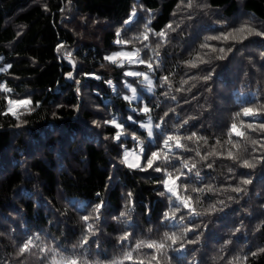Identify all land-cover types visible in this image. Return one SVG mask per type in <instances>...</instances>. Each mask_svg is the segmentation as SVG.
I'll return each instance as SVG.
<instances>
[{
	"label": "trees",
	"instance_id": "1",
	"mask_svg": "<svg viewBox=\"0 0 264 264\" xmlns=\"http://www.w3.org/2000/svg\"><path fill=\"white\" fill-rule=\"evenodd\" d=\"M187 2L0 0V66L11 65L7 72H0V83L11 89L0 91V264H48L38 248L17 256L18 245L37 235L36 244L41 247L59 246L64 255L75 253L89 264H111L134 248L136 241L159 240L164 232L179 234L185 227L195 229L188 238L198 235L199 242L182 251L167 250L171 264H264V252L259 251L264 248V160L257 159L255 168H246L227 158L229 150L241 161L264 156V151H254L259 145L251 142L264 133L241 128L247 136L232 137L238 147L227 142L234 113L244 106L259 107L254 103L257 99L264 101V37L253 34L241 42L247 33H234L236 39L206 41V37L222 36L246 23L264 31V0H193L190 9ZM133 5L136 16L126 25ZM149 20L153 32L169 23L175 29L168 32L167 42L152 32L144 42L150 48L161 44L159 67L153 58L155 71L149 73L153 92L143 88L142 77L125 75L132 68L147 72L146 65L124 60L120 67L105 60L121 49H141L140 59L153 56L139 40L116 43L142 33ZM204 43L209 47L202 48ZM221 55L224 59L218 58ZM209 73L211 79L203 80ZM163 76L171 83L168 96L163 95L168 86L160 87ZM126 85L136 89L138 99H124L133 95ZM8 99H30L32 103L15 106V116L3 114ZM145 105L152 109V137L140 126L148 121V114L140 111ZM161 117L164 123L156 128ZM113 118L122 125L120 141L113 136L121 129L105 123ZM185 119L188 124L178 134L185 137L195 132L206 137L208 144L181 139L186 147H173L171 164H157L176 176L181 158L196 163L200 178L193 170L175 187L178 195L192 197V206L201 214L190 217L181 205L176 220L168 221L163 220V213L170 211L169 197L173 208L179 202L171 193L160 195L165 191L164 172L132 169L121 161L126 151L132 153L130 163L141 156V148L144 154L157 151L164 139L161 133H175ZM242 119L252 122L249 117ZM261 121L264 115L254 127ZM217 140L221 143L216 144ZM214 146L222 155L202 161L195 154L199 149L204 155ZM139 162L144 167V159ZM243 179L252 182L244 185ZM209 186L213 191H192ZM235 187L244 190L232 191ZM101 201L104 207L99 220L89 221L95 235L89 236L83 248L74 247L85 235L82 216L92 213ZM211 204L217 210L208 213ZM121 212L127 216L120 217ZM125 232L131 236L121 245L119 238ZM226 241L231 243L226 245ZM153 252L142 247L133 252V260L149 264ZM161 264H169L166 257Z\"/></svg>",
	"mask_w": 264,
	"mask_h": 264
},
{
	"label": "snow or ice",
	"instance_id": "2",
	"mask_svg": "<svg viewBox=\"0 0 264 264\" xmlns=\"http://www.w3.org/2000/svg\"><path fill=\"white\" fill-rule=\"evenodd\" d=\"M69 2H70V0H69ZM181 3H184V0H181ZM185 6L189 9L192 8L193 7V0H188L187 4ZM61 11H63V9H61ZM173 15H175V13H173ZM135 16H136V6L133 5V8H132L131 13L129 15V18L126 19L124 21V23L126 25L131 23L132 20L135 18ZM150 23H151V20H149L144 25V31L142 33H140L139 35L133 37L130 40L117 39L116 43L117 44H129L132 42V40H139L144 45L145 48H150L149 44H144L145 41L149 40V35H148L149 32H152V34L155 36H159L161 38L162 42H167L168 32L169 31H175L172 24L169 23L161 31L153 32L152 29L149 27ZM177 27H179V25H177ZM234 33H239V34L247 33V35H242L241 42L243 39H247L249 35H253V34L256 36L264 37V31L257 30L255 28H253L251 25L246 23V24L241 25L239 28L234 29L232 32H229V33L224 34L222 36L206 37V41L207 40H220V39L227 41L229 38L236 39V36L234 35ZM116 35H117V37L120 36L119 30L117 31ZM159 47H161L160 43H158L156 45V48H150L151 52L153 53V56L149 57L147 60L139 58V53H140L141 49H134L133 51H119V52L113 53L112 55L106 56L105 60L109 61L112 64H117V66H120V67H123V61L124 60H127L129 63H139V64L146 65L147 70H148L147 72L129 71V72H126L125 75L126 76H133V77H143V82L146 83L148 91L153 92L155 85L153 84V80L150 78L149 73L155 71V69L153 68V58L156 59L157 67H159V52L157 51V49ZM201 47L206 48V47H209V45L207 43H204L201 45ZM212 50L215 51L214 48ZM219 51L221 53L225 52L224 48H221ZM228 51H231V48H229ZM69 56H71L70 53H69ZM218 58L224 59V56L221 55ZM196 59H199L201 63L206 62L199 56H197ZM118 61H120V62L118 63ZM186 63L192 68L197 67V64L194 61H187ZM10 68H11V65H8L7 67L0 66V72H7ZM68 76H69V78H72V73L71 72L68 73ZM97 78H99V77H97ZM159 79H160V87L161 88H163L165 85L168 86L169 91L163 93V95L168 96L170 94V91H171V83H170L169 77L163 76ZM202 79L205 81L210 80L211 79V73H209L208 75H205L204 77H202ZM108 83L111 84V81H108ZM183 83L187 84L188 81L184 80ZM126 86L131 88V85H126ZM193 87H195V85H193ZM181 90L182 89H177V91H181ZM188 90L190 91L191 89H188ZM0 91L11 92V89L8 88L5 83H0ZM131 91H132L133 95L131 97L125 96L124 97L125 100L130 101V100L138 99V97L136 96V89L131 88ZM171 98L173 100L176 99L175 96H172ZM7 103H8L7 112H5L3 114H7L8 112H11V114L15 116L16 115V112L14 110L15 106L27 107L28 105H30L32 103V101L30 99H24V100L8 99ZM254 103L258 104L259 107L244 106L241 108L240 111L234 113V115L232 117V123L228 129L229 139L227 142L229 144H232L233 147H238V143L234 142L232 140L233 136L241 137V138H244L247 136V132L242 131L241 128H245V129L250 130L252 132L264 133V121L259 122L258 127H254V124L258 121V119L262 115H264V101L257 99L254 101ZM158 106L159 105H157V107ZM134 111H135V109H134ZM140 111H142L144 114H148L147 123H142L140 126L147 130V136L148 137H152L153 136V124H152V117L150 115L152 109L150 107H148L147 105H145L142 109H140ZM172 111H174V109ZM164 116L165 117L168 116V112H165ZM242 117H249V118H251L252 122H247L244 119H242ZM129 119H131V117H129ZM160 121H161V123H157L155 125L156 128L161 127V124L164 123V118L161 117ZM237 121L239 122V126H238ZM93 123L95 124L97 122L94 121ZM105 123L111 124L116 129H121V130H118L115 133V135L113 136L114 140L120 141L121 136L123 134L122 125L117 123L115 118H113L110 121H105ZM187 124H188V120L185 119L182 124H179L177 126L175 133H161L164 136V139L162 141V147H160L157 151H151L150 154H144V150H143V148H141V156H137L136 162H134V163L129 162V156H131L132 153L126 151L124 153L123 159L121 161L127 167L132 168V169L140 168V170H146L147 168H153V170L156 172H162V171L164 172L165 178L163 179L162 183L164 185L165 191L161 192L160 195L164 196L167 193H171V195L175 196L176 201H178L179 203L176 204L175 207L173 208L172 202H171V196L169 197L170 211H165L163 213V220H168V221L176 220V218H177L176 214L178 211H180L181 205L183 206L184 209L188 210V215L190 217L201 214V213L197 212L196 209L192 206V204H191L192 197L190 195L186 196V197L178 195L177 191H176V187H175L177 181L180 180L182 176H186L188 173H192L193 170H195V177L197 179L200 178V171L196 169V163L190 162L191 158H189V159L181 158L180 159V168L176 169V171L179 172V175H176V176L173 175V172L167 171L166 168L162 169L159 166V164H157L158 161H160L161 163H165V164H171V159L175 155V153H173V147H175L177 149L186 147V145L181 143V139H184L187 141H194V142L203 141V143L205 145L208 144V140L206 137L197 136V134L195 132H193L189 136L181 137L178 134L179 129L183 128L184 125H187ZM133 139H138V138L136 136H133ZM251 142L253 145H257V144L259 145V148L254 149V151H256V150L264 151V136H262L260 140H252ZM140 143L142 144L143 142L140 141ZM220 143H221L220 140L216 141V144H220ZM195 154H196V156H199L202 161H207L210 156L222 155V153L217 152L215 146L212 148L211 151L205 153L204 155H201L199 149L196 150ZM141 158H143L145 161L144 167H141V164L139 162L141 160ZM227 158L232 159L233 161L240 162L241 166L246 167V168H255L256 164L253 161H255L257 159L264 160V156H261V157H252V160L243 159L241 161L240 158L238 156L234 155L231 150H229L227 152ZM154 165H155V167H154ZM207 167L211 168L212 164H208ZM183 169H186L187 173L182 171ZM229 171H232V169L230 168ZM251 182L252 181L250 179H243L241 181V183L244 185L250 184ZM205 190L213 191L211 186H209L207 189H204V188H193L192 189L193 192H201V193L204 192ZM243 190L244 189L241 187H235L232 189V191H235V192H241ZM185 191H187L186 187H185ZM97 195H99V194H97ZM199 202L200 201H199V197H198L196 200V203H199ZM219 203L223 204V201H220ZM103 207H104V203H103V201H101L100 203H97L94 206L92 213L82 216V220L86 224L85 235L83 236V238L81 239L79 244L74 246V247L83 248L85 244H88L89 236L95 235V229L93 227V223H89V221L93 220V219L99 220L100 212H101V209ZM216 210H217L216 205L211 204V205H209L208 209H206V212L211 213V212H214ZM126 216H127V212H121L120 213V217H126ZM117 219H119V218H117ZM179 220L183 221L184 216H180ZM194 231H195L194 228L185 227L184 230L179 234H177V232H175V231H173L171 233L164 232L162 238L159 240L136 241L134 248H132L128 251L122 252L119 257L114 258L111 261V264H125V261H132V264H144L143 260H140L138 262L133 260V252L141 249L142 247H147L149 249L154 250L153 254L150 257L149 264H151V261H155L156 264H161V258H164V257H166L169 264H171V257H167V250L171 249L172 251H182L185 249L186 245L198 243L199 242V236L198 235L196 236L195 239H189L188 238V233L194 232ZM236 231H239V228H237ZM130 236H131V233L125 232L119 238V243L121 245H123L125 242H127L129 240ZM39 239H40V237L38 235L35 237H29L27 240H25L20 245H18L17 256L23 257L26 253L32 254V250L35 248H38L39 252L44 254L43 258L48 260V264H89V261L87 259H82L79 255H76L75 253L69 254V255H64L63 252L60 251L59 246H57L55 248L47 247V246L41 247L40 245L36 244V241ZM169 241H170V243H169ZM228 243H231V241L225 242L226 245ZM177 245H178V247H177ZM259 251L264 252V248L259 249ZM251 255L256 256L257 252H252ZM235 259H236V261H239L240 258L236 257ZM243 259H244V261H247L248 256L245 255L243 257ZM42 264H43V261H42ZM97 264H98V262H97ZM228 264H233V262L229 261Z\"/></svg>",
	"mask_w": 264,
	"mask_h": 264
},
{
	"label": "rangeland",
	"instance_id": "3",
	"mask_svg": "<svg viewBox=\"0 0 264 264\" xmlns=\"http://www.w3.org/2000/svg\"><path fill=\"white\" fill-rule=\"evenodd\" d=\"M119 51H133V50L121 49V50H119ZM119 51H118V52H119ZM113 53H116V52L109 53L107 56L112 55ZM125 61H127V60H125ZM132 70H133L134 72H137V71H138V72H145V70H141V69H139V68H132ZM142 78H143V77H142ZM150 78H151V77H150ZM143 88H144L146 91H148L146 83L143 84Z\"/></svg>",
	"mask_w": 264,
	"mask_h": 264
}]
</instances>
